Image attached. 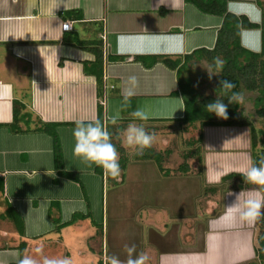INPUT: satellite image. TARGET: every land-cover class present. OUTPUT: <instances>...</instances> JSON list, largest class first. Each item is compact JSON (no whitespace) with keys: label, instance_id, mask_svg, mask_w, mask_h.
Returning a JSON list of instances; mask_svg holds the SVG:
<instances>
[{"label":"crops","instance_id":"crops-1","mask_svg":"<svg viewBox=\"0 0 264 264\" xmlns=\"http://www.w3.org/2000/svg\"><path fill=\"white\" fill-rule=\"evenodd\" d=\"M175 2L0 0V264H15L14 253L33 256L38 261L42 257L68 256L73 264H104L102 261L108 258L99 251L105 245L110 198L116 206L120 199L131 203L134 200L139 207L131 208L133 213V209L145 206L139 200H146L150 192H162L171 182V175L161 174L158 165L153 168L156 174L142 168L139 175L129 176L128 169L142 167V163L150 169L149 162L154 160L138 156L134 157L136 163H128L119 130L130 122L131 112L143 110L149 116L143 122L146 130L156 133L151 148L170 155L171 149L162 147L170 140L168 131L180 132L194 125L179 121L184 117L190 90L184 93L181 86H192L196 94L199 87L207 86L208 75L203 68L211 62L201 53L191 54L214 48L223 17L205 13L187 0L175 8ZM259 3L264 5V0H227V7L236 15H246L252 22L262 24L264 7ZM40 6L45 8L43 15ZM49 9H55L54 14H48ZM66 20L72 29L63 31ZM77 39L103 40L107 60L103 62L101 90L95 74L90 72L95 56L77 46ZM240 43L252 52H261V26L241 29ZM141 57L153 64L146 65ZM165 57L180 60L182 67L170 68L163 62ZM198 71H204L203 77L196 76ZM128 91L133 95L125 103ZM14 101L23 105L17 114V125L24 129L21 132L12 131L8 125L14 120ZM114 117L116 123L112 122ZM40 120L58 123L64 171L76 173L80 182L57 170L52 137L34 130ZM77 120H98L107 128L119 159L126 158L119 177L100 173L96 166H88L72 154L75 124L71 123ZM218 126L222 131L207 140L204 130ZM247 129L238 125H200V144L205 139L206 146L202 157L200 150L195 151L204 181L218 183L227 173H242L252 164ZM163 172L169 173L168 169ZM238 194L241 204L248 198L264 200L258 188L227 191L224 211L206 222L202 252L193 250L195 243L182 245L186 249L182 252L170 247L159 250L158 244L154 247L144 243V226L150 225L157 240L168 235L172 218H166L160 207L149 209L142 219L144 226L139 223L135 234L129 231L124 246L134 241L136 252L147 253L148 263L153 264L250 263L257 258L255 245L260 231L257 220L252 224L241 222L238 214L229 210ZM15 213L23 225L22 234L13 221ZM177 233L180 238V230ZM183 236L191 241L190 235ZM37 248L45 249V253H36ZM111 253L122 262L127 259L115 255L116 249Z\"/></svg>","mask_w":264,"mask_h":264},{"label":"rangeland","instance_id":"rangeland-1","mask_svg":"<svg viewBox=\"0 0 264 264\" xmlns=\"http://www.w3.org/2000/svg\"><path fill=\"white\" fill-rule=\"evenodd\" d=\"M203 75H204V71L203 72L198 71L196 73V76L203 77ZM215 79L216 76H213L211 80L207 79V86L199 87L196 90L197 91L196 95L200 96V95H205L207 93L213 94ZM241 93H243L244 100L242 103L238 104L239 109H241L244 112V115L252 119L253 123L257 128H261L262 119L256 114L255 111L256 108L255 98L257 96V93L250 92L245 89L243 90L241 89ZM190 95L191 97L194 96L193 94ZM221 129L223 128L219 126L214 128L213 127L208 128L206 131L204 130V135L207 137V140L209 138V140L211 141L212 135L216 136L215 134H217V132L222 131ZM247 130H249V128ZM248 132H249V136L247 139L250 140V144H251L250 130ZM168 133L171 134L169 137L170 140L169 141L167 140V142H165L164 146L162 147H165L164 149L170 148L173 153H171L170 155L167 153H163L162 166L164 170L168 169L169 173L167 172L165 173L163 172V170H159V172L161 174H166V175L170 174L171 182L164 186V190L162 192L161 190L159 192L155 191L154 195H152V192H150L148 194L149 197L146 200H139L141 206H143V204L145 206H143V209L141 210L133 209V213L131 212V208L139 207V205L137 207V204L135 203L134 200L133 203H131L129 199L126 198L120 199L121 202L119 203V206H116L113 203V200L110 198L109 207H108L109 224H108V230L105 233V245L103 247L104 250L100 249L99 251L100 253H102L103 251L105 257L107 256V258L111 256L110 254H113L111 252L114 249H116L115 255L119 257L127 258L124 244H126V239L128 240L127 236L129 235V231L132 232V234H135L136 231L139 230L140 228V226L138 225L139 223H142L144 226V221L142 219L146 217L144 216L145 214L150 213L149 209H151V207L164 208L165 213L167 214L166 218L168 216H169L168 218H172L171 228L169 229L167 237H164L163 238L164 240L160 241L157 240L153 230L149 228L150 225L149 227L144 226L143 228L144 243L150 242L152 243L151 246L154 245V247L157 246L158 244L159 250L165 251L168 250L170 247L174 250H178V251L180 250L181 252L186 250L185 248H181L183 247L182 245L188 243H195L193 250H195L196 253H198L199 251L201 252L204 251L207 220L212 216H216L220 211H224L225 209L224 194L230 190H237V189H228L227 188L228 183L227 182L222 183L221 180H219L218 183H210L206 180L204 181L201 170L202 166L201 167L199 166L198 154L197 151L195 150L197 149L196 147H200L199 156L200 157L203 156V152L206 146V143L204 141L205 139H203V143L201 144L194 142L193 145H190L188 142L189 140L194 141L198 137L200 133L199 124H194L190 128L188 127L186 129H181L180 132L176 131L171 133V131H168ZM124 149H125V155H127L129 159L128 163L131 164H133V162L136 163L137 161L136 159H134V157L138 158V155L135 154V151L133 149H129L126 147H124ZM193 151L194 153L191 157H189L188 159L184 158V154L192 153ZM251 153L253 154L252 150ZM154 162L155 161L149 162L152 165L150 169L147 163H144V167H143V163H142V167L136 165V168L132 167L131 169H128V175L129 176L139 175V171L142 170V168L144 170L148 169L151 172V174L152 173L156 174L153 168L155 167L157 168V164ZM184 163L188 166L187 171H182L180 168V165H184ZM213 186L216 187V191L214 192L210 191V188ZM173 206L176 207V210L174 209ZM160 212L162 213V211ZM148 219H151V217L150 218L148 217ZM179 230H180L179 233L180 238H177L178 235L177 231ZM169 234L171 235L170 238H169ZM184 234L190 235L192 237L191 241H187L183 236ZM219 235H220L219 233L215 234V236H219ZM230 235H232V233H230ZM183 240H185L186 242ZM130 243L133 245L137 244V243L135 244L134 241H130ZM122 247H124L123 248L124 254L121 250ZM257 247L259 246L258 243L256 242L255 251ZM44 250L45 249H43L41 252L45 253ZM256 257L257 258H255L254 261H250V263L249 262H244V263L242 262V263L264 264V260L260 259L257 254ZM258 259L260 262L258 261ZM92 262L93 264H98V261H92ZM102 262L104 264H108V261L104 260ZM219 263H215V264H219ZM99 264L102 263L100 262ZM148 264H153V263L150 262ZM220 264H229V263L222 262Z\"/></svg>","mask_w":264,"mask_h":264},{"label":"trees","instance_id":"trees-1","mask_svg":"<svg viewBox=\"0 0 264 264\" xmlns=\"http://www.w3.org/2000/svg\"><path fill=\"white\" fill-rule=\"evenodd\" d=\"M195 4L201 11L209 14H214L223 17L222 25L218 31V36L216 44L212 50H197L194 51L191 55L195 53H201L204 58L212 62L213 57H220L225 61L223 71L216 76L214 83V93L209 95H196L195 90L192 89V86H187L190 88L188 90L186 86H181V89L184 93L189 92L185 98V114L184 117L179 120L182 123L196 124L199 123L202 125H238V126H247L250 130V139H251V149L252 154V164H257L261 159H264V45L263 50L259 53L252 52L244 48L240 43V31L243 28H258L261 26L263 32V44H264V20L262 24L252 22L246 15H236L228 11L227 0H187ZM262 8L264 5L259 3ZM75 44L80 46L90 52L95 56L94 60L90 63L91 70L90 72L95 74L98 82V90H101L103 83V62H104V53H103V40L102 39H77ZM139 57H136V59ZM146 61V57H141ZM154 59V57H151ZM189 58V55L185 57ZM156 60V58L154 59ZM153 62V61H152ZM146 61V65L150 66L153 63ZM163 62L173 69H180L179 66L180 60H172L169 57L163 58ZM86 64V63H85ZM87 70V67L85 68ZM227 79L231 81L235 88L232 91L240 92L241 89H245L250 92H256L257 96L255 98L256 102V114L262 119V127L257 128L253 123L252 119L246 115L244 112L239 109L237 104H228L226 98L223 99L225 104H228L227 107V119L217 118L214 114L208 113L205 110V105L209 102L214 101L216 93L219 94V80ZM98 93H101L99 91ZM190 94L194 96L191 97ZM23 105L17 101H14L13 104V122L8 124L12 131L21 132L24 131L19 125H17V114L21 112ZM243 113V114H242ZM244 115V116H243ZM75 124V123H71ZM58 123H48L39 121V125L34 128L36 131H43L48 133L53 139V152H54V161L57 170L60 174L80 182L78 175L74 172L64 171V157L61 141L57 132ZM202 140V135L199 136L194 141H188L190 145H193L194 142L200 143ZM259 149V150H258ZM118 150H122L118 146ZM200 149L197 148V151ZM257 150V151H256ZM256 151V152H255ZM192 153L184 154V158L188 159L193 155ZM139 157L153 159L160 170H164L162 166L163 153L156 152L152 148L145 149L142 155ZM120 168L123 169L126 164V158L123 156L119 159ZM180 165L182 171H187L188 166ZM100 173L102 169L96 168ZM221 182H227L228 189H244V188H258V186L249 184L243 181V177L240 172H230L224 175L221 178ZM210 191H216V187L213 186L210 188ZM264 195V192H262ZM264 211V209H262ZM14 223L16 224L19 232L22 234L23 225L20 223V217L17 213L12 214ZM258 227L260 233L258 235V245L256 248V253L260 259L264 260V216H261L258 220Z\"/></svg>","mask_w":264,"mask_h":264},{"label":"clouds","instance_id":"clouds-1","mask_svg":"<svg viewBox=\"0 0 264 264\" xmlns=\"http://www.w3.org/2000/svg\"><path fill=\"white\" fill-rule=\"evenodd\" d=\"M182 0H176L175 8L181 6ZM37 5L33 4L32 7ZM41 14H45V8L40 6ZM55 9H49L48 14H54ZM225 61L220 57H213L212 62L203 68L211 80L213 76H220L223 71ZM134 79V78H133ZM220 90L216 93V99L205 105V110L208 113L214 114L217 118L227 119L228 104H240L244 100L243 93L232 91L235 85L227 80H219ZM133 95L128 91L124 96V101L127 103L129 98ZM226 98L228 104L223 102ZM130 122L119 130L122 146L133 149L136 155H142L145 149L151 148L156 141V133L149 132L144 126L149 116L143 110L137 109L130 113ZM139 121V122H138ZM113 123H116V117L113 118ZM74 145L72 154L78 157L83 163L88 166H96L103 170L104 174L113 178L120 175L121 169L119 164V155L116 147L111 142V136L107 128L102 125L100 121H75V127L72 130ZM243 181L249 184L258 186V190L264 192V159H261L257 164H251L247 170L241 173ZM236 202L229 206L230 211L238 214V219L241 222L248 224L254 223L261 216H264V200L260 198H248L243 203ZM36 253H40L41 249H35ZM127 255L126 261L122 262L115 256L108 257V264H148L149 255L145 252H136L135 245H125ZM15 264H73L71 257L48 258L42 257L41 260L35 259L29 255L13 254Z\"/></svg>","mask_w":264,"mask_h":264},{"label":"built area","instance_id":"built-area-1","mask_svg":"<svg viewBox=\"0 0 264 264\" xmlns=\"http://www.w3.org/2000/svg\"><path fill=\"white\" fill-rule=\"evenodd\" d=\"M70 29H72L71 22L69 20L64 21V23L62 24V30L63 31H68ZM104 37L105 36L103 35V38ZM104 60L105 61L107 60L106 48L104 49ZM104 78H106V77H104Z\"/></svg>","mask_w":264,"mask_h":264}]
</instances>
